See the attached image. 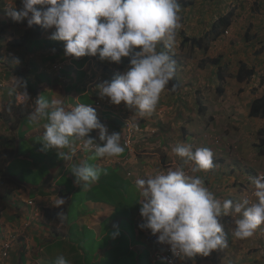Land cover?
<instances>
[{"label": "clouds", "instance_id": "1", "mask_svg": "<svg viewBox=\"0 0 264 264\" xmlns=\"http://www.w3.org/2000/svg\"><path fill=\"white\" fill-rule=\"evenodd\" d=\"M21 3L20 10L7 8V14L13 21L23 22L27 18L28 27L39 24L45 29L54 28L50 39L65 42L66 58L58 66L64 69L75 60L84 63L83 68L90 64L88 72L92 78L87 80L90 85L86 84V92L100 81L96 79V70H105L107 62L120 64L123 57H129L130 66L111 77L104 74L102 82L97 83L96 90H93V94H98L94 102L97 110L111 113L112 118L119 121L108 125L115 131L111 129L109 133L91 104L81 103L66 108L60 99L49 101L43 95L33 97L23 89L14 91L6 103L8 108L16 109L12 131L17 130L22 118L30 113L28 124L37 128L42 124L44 129L38 140L42 145L41 151L55 149L60 158L68 161L76 154L79 142L78 149L93 152V159H110V165H118L124 177L135 183L141 197L138 203L145 222L139 227L145 229L144 243H153L146 240L150 230L159 243L170 245L173 255L182 259L179 264H184L186 258L207 257L214 250L228 247L221 222L223 217L233 218L234 227L230 231L238 240L252 237L257 228L264 225V175L258 174L253 180L256 202H251L246 196L234 202L218 198L200 176L186 173L183 165L151 175L138 170L143 166L135 158L134 145L145 139V128L150 126L145 117L157 110L161 95L178 69L176 65L181 64L179 55L176 64L177 61L169 54L181 28L179 0H21ZM14 63H20L19 59L16 58ZM104 98L118 105L119 111H112L116 107L103 110L100 104L106 100ZM2 111L0 108V113ZM23 132V129L19 130V133ZM92 132L97 133V139L89 135ZM130 134L132 139L127 143ZM26 139L28 137L23 140ZM5 146L6 143L2 148ZM124 148L127 154L121 158ZM64 149L68 151H62ZM14 150L17 153L16 147ZM172 153L185 163L193 162L190 172L193 174L215 167L214 154L206 147L192 151L190 145L178 144ZM133 164L138 167L136 170ZM71 171L76 177L74 183L83 189L98 182L102 173L107 174L105 169L90 165L87 160L73 164ZM5 173L12 176L6 169ZM17 180L26 184L23 179ZM36 200L38 197L25 201L34 214L33 218L42 216L47 208L42 202L36 204ZM65 203L64 198H59L52 205L61 208ZM59 217L66 219L62 210ZM152 252L150 264H155ZM53 264H69V261L59 255Z\"/></svg>", "mask_w": 264, "mask_h": 264}, {"label": "rangeland", "instance_id": "2", "mask_svg": "<svg viewBox=\"0 0 264 264\" xmlns=\"http://www.w3.org/2000/svg\"><path fill=\"white\" fill-rule=\"evenodd\" d=\"M206 1L197 0L192 7H187L183 14L180 13L184 16L181 21V31L188 32L192 27H195V33L192 36L202 35L207 26H203L204 23L201 24L200 21L203 18L204 20L208 19L207 17L214 11L223 12L226 5L231 3L230 6L235 9V16L230 32L211 45H206L203 40L202 45H206V49L186 48L182 44L183 36L181 33L177 34L174 46L177 47L175 49L181 58L178 60L181 61V64H177V60L176 64L178 66L177 78L182 89L174 91L166 88L161 95L157 110L151 116L145 117L147 123L150 124L145 128V139L134 145L135 158L138 160L137 162L142 163L144 168L140 167L139 169L133 164L134 170L137 167L142 174L151 175L160 170L167 171L169 167L175 169L183 165L186 173L200 176L204 180L205 186L218 198L231 199L235 202L246 196L251 202H256L257 198L253 194V180L258 174L264 175V117L251 116L250 107L255 98L264 95V0H211V8H209L210 2ZM8 2L11 4L6 5L3 0H0V30L2 29L0 38H4V36L10 38V34L15 37L22 36L26 31L33 29V26L28 27L27 18L23 22H15L7 14V8L16 7L17 10H20L22 8L21 0H8ZM5 14H7L6 20L3 16ZM213 18L215 17L213 16ZM253 34L256 37L251 39ZM36 36H42V34ZM3 42H0V72L2 75L10 74V66L17 64L14 63L15 58L13 59L12 54L9 53L8 46L2 45ZM47 43L51 44L52 42ZM54 44L56 45L57 42L55 41ZM126 58L123 57L120 64L107 62L105 70L97 69L96 79L100 81H96L89 88L90 94L96 90L94 87L97 83L102 82L104 74L111 77L126 71L130 66V62L125 61ZM242 63H246L248 68H254L256 73L247 81L238 82L236 75ZM220 71L224 74V78L218 77L217 72ZM24 79L30 88L35 87L28 78ZM88 82L86 81V84ZM0 83L2 86H7L5 80H0ZM218 86H223V93L218 94ZM6 89H0V91L7 92L10 88ZM37 91L39 96L43 95L48 100L50 99L46 90L37 89ZM7 102H9L8 99L3 103L0 101V108L3 110L2 112L6 113L4 118L7 120L3 124L0 121V148L6 143V139L12 136V129L16 123V116H14L16 109L8 108ZM100 107L103 110H111L116 107L112 111H119V106L109 103L108 99L103 101ZM107 127L109 133H111V129L115 131L111 126ZM20 129H24V124L19 123L17 131ZM26 137L16 135L15 140L21 141ZM181 139L186 142L180 143ZM23 143H29L31 150L34 148V143H30L28 139L20 142V144ZM175 143L190 145L192 151L203 147L211 149L214 154L215 167L207 172L190 173L194 163L191 161L185 163L172 153ZM19 149L25 148L21 146ZM52 151L53 149L44 152L48 160L54 157ZM39 152L41 151L37 150L36 155ZM75 156L76 154L68 163L69 165L76 158ZM40 158L41 154L37 157V163ZM24 165H29L26 158L17 160V167H25ZM45 173L44 169L37 168L33 170L32 174L27 172L26 175L40 183ZM12 176L14 177L13 174ZM58 189L56 187L52 191L53 195L50 196H43L41 192L37 194L41 197H38L36 204L42 202L45 206L47 202L50 204L59 199ZM79 194L82 198L84 192H79ZM134 195V191L129 193L131 197ZM22 196H19V200ZM76 196L79 197L78 194ZM22 206V202H20L17 205V210L5 211L2 220L0 219V248L7 243L13 247L17 242L13 250L9 249L7 257L0 256V264H23L27 258L31 257L38 260V251L43 250L42 246H38L40 243L45 244L46 240L65 234L64 229L61 230L63 225L61 222L48 221L49 227L53 228L49 231L45 228L47 225L44 224L45 222L36 224L39 216L33 218L34 214L31 212L26 217L22 216L19 219ZM52 207L54 206L52 205ZM77 208L78 206L74 205L72 209ZM6 213H8V218H11L12 214H16L12 223L8 220L3 221V218L7 216ZM238 218L236 217V219ZM138 219L145 222L141 213L138 214ZM32 221L34 222L31 228ZM221 222L224 224L228 247L214 250L207 257L200 255L201 262L198 264H264V225L258 227L252 237L238 240L232 236L230 231L234 227L233 218L226 216L222 218ZM128 230V233H133V243H138L142 250L133 252L131 263L122 258L118 264H149L150 252L142 244L144 238L133 227H128ZM42 232L43 235H41ZM73 233L72 237L79 231L76 230ZM19 237L21 238L18 239ZM59 239L62 240L58 237L57 241L46 245L45 249L49 258L45 259L43 264H53L59 255L65 256L69 261V256H66L69 245L63 244V241L61 244ZM66 239L68 243L71 241L69 235H66ZM104 243L100 244L104 245ZM98 264L108 263L104 261Z\"/></svg>", "mask_w": 264, "mask_h": 264}, {"label": "trees", "instance_id": "3", "mask_svg": "<svg viewBox=\"0 0 264 264\" xmlns=\"http://www.w3.org/2000/svg\"><path fill=\"white\" fill-rule=\"evenodd\" d=\"M196 1L197 0H179L180 6H181L180 13L183 14V12L186 11L187 7H192L196 3ZM210 1L211 0H207L206 2L209 3ZM183 5L186 7H184ZM230 5L231 3L227 4L226 8L223 9V12L221 11L217 13L214 11L212 14H210L207 17L208 19L204 20L203 18L200 21L201 24L204 23L203 26H207L202 36H199V37L192 36V34L195 33L194 31L195 27H192V29L189 30L188 32H183L180 29L178 33L179 35L181 33V35L184 38L182 44H184V46H187L188 48L191 47L192 49H195V48L196 49H201V48L206 49V45H211L215 41L226 36V32L228 31L230 32V28L232 26V23L234 22L233 19L235 16V9H233L232 6ZM211 7H212V2H210L209 8ZM238 8H239V5H238ZM238 8H236V10H238ZM3 16H4V20H6L7 15L5 14ZM180 16H181V21H183L184 16L181 14ZM213 16L215 18H213ZM2 22L5 23V21H2ZM41 29L44 30L45 28H43L39 24H34L33 29H31L30 31H26L22 36L15 37L13 34H11L9 35L10 38L6 36H4V38H0L2 39L0 42L4 41L2 45L6 44L9 50H15V49L21 48L25 50L26 52L25 54L30 55L31 53H34V49H32L31 46L40 47L42 43H45V42L47 43L50 41H53L55 43V41H57V40H53L50 38L49 39L37 38L36 35H39V33H35V32H41ZM54 30H55L54 28L52 29V31L49 30L51 31L49 34H51ZM0 31H2V29ZM254 35L255 34L252 35L253 37H251V39H254L256 37ZM203 40H205L206 45H202ZM59 47L61 48L62 52L65 50L61 43ZM175 48L177 49V47L174 46L170 50L169 54L171 55L172 59L176 62V59L179 54ZM125 61L130 62V58L127 57ZM20 64L22 66H25L23 62ZM83 65L84 63L81 64L80 61L75 60L73 64L66 65V70H63V68L60 66H55V68H59V70H62L61 73L64 76H67L66 78H69L67 82L68 84L67 90L75 89L78 92H81L82 95H80V98H79L80 101L85 104H92L96 101L98 94L97 93L89 94V92H86V81L89 78L91 79L92 76H91V73L88 72L90 64H88V66L84 68H83ZM16 66L14 68H16ZM13 72L17 76V80L15 81V84H14L15 89L16 90L23 89L26 91L25 86L23 84V81L25 80L24 73L26 71L20 68H16L14 69ZM177 73L178 71L175 72L174 77L169 81V84L167 86L168 89L170 88L174 91H178L182 89L180 83L178 82ZM255 73H256V70L254 68H248L246 63H242L236 75L237 81L238 82L247 81L253 75H255ZM217 75L220 78H224V74L221 71L217 72ZM32 84L35 87L31 88L33 94L30 92V95H32L33 97H37L38 88L36 87L34 83ZM68 86L70 88H68ZM6 88H13V87L1 86L0 89H6ZM223 91H224L223 86L217 87L218 94L223 93ZM4 92L5 91H0V95ZM200 106L202 108V105ZM250 115L257 116V117H264V95L258 98H255L253 100L251 107H250ZM102 118L105 121V123H110L111 116L109 114H104ZM0 120H1V123L6 121V119L4 118V114H2V112L0 113ZM113 121L116 124L119 123V121L115 119H113ZM11 139L12 138H7L6 139L7 146L0 149V219H2V216L5 213V211L14 210L11 207L12 197L18 194L22 195L28 189L29 185L39 186V182H37L36 179L34 178H32L33 180L31 178H28V180L25 182L27 184L23 185L21 181L5 173L6 166L11 162V159L16 154L14 150L16 146L14 148L10 146L11 141H12ZM184 142H186V140L184 139L180 140V143H184ZM13 145H15L14 137H13ZM176 145L177 143H175L173 147H176ZM124 149L125 151L120 156L121 158H124L122 156H125L127 154V149L126 148ZM30 150H31L30 147H28L26 148V150L24 149V152L26 151L27 153H29ZM33 150L34 149L32 148L31 151ZM41 167H42L41 169H44L45 171H47L45 165L43 166L42 164ZM108 169L109 170L106 171L107 174L102 173L99 181L91 184V186L86 189H83L82 186H80L79 189H73V185H68L66 191L60 190L58 193V197L64 198L66 200V203L63 206H61V208H57V207H53V209L46 208L44 212L42 213L43 218L46 219L47 221H50L52 223H60L63 220L59 217V213L62 210V215L65 217L67 216L68 221L71 222L74 219L78 218L81 214L87 211V206L85 203L88 201H93V202L101 201V202L112 203L115 206V211L113 215L102 224V231L103 233H106L105 236L101 238H96L95 231L93 229L90 230L88 228H86L85 231L79 232L78 234L74 235V237L71 236L72 234L69 235V238L71 239V241L78 239L76 243H78L79 247L84 248L87 251H91L92 254L94 252H97L99 249H103V248L110 247V246L112 248L114 247L115 250H118L120 248V251H121V248H122L121 245H117V244L113 245V244H109V242L110 241H114L115 243L118 242L117 239L120 240L123 235L125 236V234L123 233V230L126 231V228L128 227H133V229L136 230V226L140 222L139 219H137V215L140 214L141 205L138 203V200H140L141 197L135 187V184H133V182H131L128 178L124 177L123 172L118 165L117 166L110 165ZM45 176L46 174H44L42 178V182H40V187L44 185V183L47 182L48 177L45 178ZM32 181H34V183H32ZM131 191L135 192L134 197L129 196V193ZM79 192H84L82 198L80 197ZM76 194H78L79 197H77ZM74 205L75 206L77 205L78 208L73 210L72 208ZM22 212L23 210L19 212V215ZM134 213H137V215ZM12 215L16 216V214H12ZM135 215H136V219H134ZM22 216H24V213ZM117 232L118 234H120V236L114 239L113 234ZM116 236L117 235H115V237ZM58 237L62 238V240L59 239V241L61 244L63 241V244H64V239H66V236L65 238H63V236L59 235ZM58 237L51 239V240H46V243L44 245L45 246L50 245L51 243L55 242V240L57 241ZM102 242H105L104 245L100 244ZM38 246H43V245L40 243ZM11 248L12 247H10V249ZM128 251L129 250H124L123 253L125 254ZM40 253L41 251H38V257L40 256ZM131 256H132V253L130 254L129 258H124L126 262H130V261L132 262ZM99 257L100 256H98L97 254L96 255L93 254V258L95 259V261L91 262V264H98L96 260L99 259ZM93 258L91 260H93ZM85 259L87 260V264L88 263L90 264V261H91L90 256L89 255L85 256ZM117 261H114L113 263L116 264ZM199 262H201L200 255H197L193 259L186 258V260L184 261V264H198Z\"/></svg>", "mask_w": 264, "mask_h": 264}, {"label": "crops", "instance_id": "4", "mask_svg": "<svg viewBox=\"0 0 264 264\" xmlns=\"http://www.w3.org/2000/svg\"><path fill=\"white\" fill-rule=\"evenodd\" d=\"M6 3V5H8L10 2H8V0L4 1ZM13 30V29H12ZM52 29H41V32L39 34H42V36H38L37 38H46L49 39L51 34H49V31ZM20 31V30H19ZM23 32V31H22ZM3 35V34H1ZM21 35V34H20ZM48 36V37H47ZM17 37V36H16ZM51 44L49 43H42L40 47H34L31 46L32 49H34V53H31L30 55L25 54V51H23L22 49H15V50H9V53L12 54V58L16 59L18 58L20 63H24L25 66H22L20 63L15 64V65H11V71L16 68H20L25 70L26 72L24 73V76L26 78H28L32 83H34L36 85V87L38 88V90H43V91H47L50 96L49 101H51L52 99H60L63 101L64 106L66 108H71L74 107L78 104H81L82 102L80 101V94L77 90L72 89V90H67V82L69 80V78H66L67 76H64L61 71L59 70V68H55V66H58V64L61 61H64V58H66L64 51H61V48L59 47L60 43L63 45V48H65V42L64 41H56L57 44L55 45L53 41ZM30 44V43H29ZM5 47H7V45H4ZM25 54V55H24ZM82 64V62H81ZM17 65V66H16ZM16 66V68H14ZM23 67V68H22ZM4 71H6L5 69H3ZM66 70V67L63 69ZM11 72L10 74L5 73L4 75L1 74L0 72V80H5L6 84H8L9 87H13L8 89V91L4 93H2L0 95V101L3 103V101L7 100L13 93L14 91H16L14 84H15V79L17 78L16 74H14V72ZM9 72V71H6ZM23 84L25 86L26 92L30 94V92L33 94L31 88L28 86V83L26 82V80L23 81ZM74 84V83H73ZM68 88H70L68 86ZM7 90V89H6ZM22 90V89H21ZM38 92V91H37ZM68 94V95H67ZM66 95V96H65ZM70 95V97H69ZM38 96H39V92H38ZM97 99V98H96ZM36 101V98H35ZM85 104V103H83ZM36 106V104H35ZM92 107H94L97 111V115L98 118L100 119V121L102 123H104L106 126H108L109 124L112 125L113 123V119H112V114L110 113L109 115L111 116V120L110 123H105V121L103 120L102 116L104 114H108L102 110H97L96 106L94 103L91 104ZM30 113L27 115V117H23L21 122L22 124H24V129L23 131H25V133H19V131H17L16 129H14L13 134L11 137V145H13V137L14 139H16V135L17 136H27L28 140L31 143H34V150L31 151L29 153L24 152V149H19L21 146H23L26 150V148L29 147V145L27 144H20L21 141H17L15 140V145H13L14 147L16 146L17 149V153L15 154V156L11 159V162L7 165L6 171L10 174V175H14L15 178L17 179H23L25 182L28 180V176L26 175L27 172H30V174H32L34 169L37 168H42V164L43 166L45 165L46 167V177L47 178V182L44 183V185H42L40 187V183L39 186L36 185H29L28 189L22 194L23 196L21 197V200H19V196H21V194H18L14 197H12L11 199V207L14 210H17V205H19L20 202H22V208L21 210H23V212L20 214L19 219L22 218V215L24 213V217H26L29 213H30V207L25 203L26 200L30 199V198H34V197H41L37 194H39L41 192V194H43V196L45 195H53L52 191H54L56 189V187H58V192L60 190L66 191L67 190V186L68 185H73V189H79L80 186L76 185L75 182V176L71 171V167H72V163L75 162V164L78 163V161H82V160H87L88 163L90 165H95V166H99L102 169H105L106 171L109 170V162L110 159H103V158H95L93 159V152H84L78 149L79 147V142H77V153H76V158L71 162V164L69 165L68 163H70V160L65 161L62 158L59 157L58 153L56 152L55 149H53V154L54 157H52L50 160H48L46 158V154L44 153V151H41V143L38 142L39 138L42 135L43 132V127L42 124L40 127H31L28 124V118H29ZM26 128V130H25ZM42 129V130H41ZM94 132V130H93ZM90 133L89 135L94 137L95 139H97L96 137L98 136L97 133L93 134ZM30 134L32 136H30ZM40 150L41 152L37 153L36 155V151ZM62 151H68L67 149H64ZM25 153V155H23ZM41 154V158L39 160V163H37V157L40 156ZM90 158H89V156ZM26 158L29 162V165H24L25 167H17L16 166V162L15 160L18 159H23ZM77 159V160H76ZM42 163V164H41ZM32 179V177H30ZM68 178V181H66V179ZM33 180V179H32ZM132 182V181H131ZM135 182V181H134ZM32 183H34V181H32ZM27 184V183H26ZM135 184V183H133ZM45 203V202H44ZM87 206V211L83 214H81L78 218L74 219L73 221H68V218L66 216V219H63L61 221V223L63 224L61 227V230L64 229V235L60 234L61 236H63V238H65L66 235H71L74 231L78 230L79 232H83L86 230V228L88 229H93L96 233V238H101L103 236L106 235V233H103L102 231V224L109 219L114 211H115V206L112 203H107V202H93V201H88L85 203ZM29 207H27V206ZM47 208H52V203H48L47 202ZM138 213V212H137ZM137 213H134L137 215ZM6 217L3 218V221H10L11 223L13 222V220L16 218L15 215H12L11 218H8V213H6ZM136 215L134 216V219H136ZM137 219H138V215H137ZM2 220V219H1ZM45 222L44 224H47L45 226L46 229L52 230L53 228H51L52 226L49 227V223H47L48 221L46 219L43 218V216H39V219L37 220L36 224H40L41 222ZM33 222L32 221V226L33 227ZM140 221L137 226H136V231L137 233H139L143 238H144V230L145 229H141L139 227V225L141 224ZM144 223V222H143ZM43 224V226H44ZM45 228L43 227V230H45ZM36 232V231H35ZM129 230L128 228H126V231L123 230V233L125 234V236L123 235L122 238L118 240V242H114V241H110L109 244H117V245H121V251L120 248L118 250H115L114 247L112 248L110 247H106L103 249H99L97 252H94V255H98L100 256L99 259L96 260V262L98 263H102L104 261H106L108 264L113 263L114 261H117L116 264L119 263L120 259H124V258H129L130 254L135 251L140 252L142 249L140 247V245L138 243H133V233H128ZM74 234V233H73ZM73 234L71 236H73ZM21 235V234H20ZM41 235H43V232L41 233ZM118 236H120V234H118L116 237H114V239H116ZM21 237H19L18 239H20ZM78 241V239L74 240L73 242L70 241L68 243L67 239H64V243L66 245L72 246L67 248V254L69 256V264H87V260L85 259V256L89 255L90 256V260L93 258V254L91 251H87L84 248L79 247L78 243H76ZM17 243V242H16ZM15 243V245H16ZM73 244H76L77 246H74ZM108 244V245H109ZM150 252L149 255V264H150V257H151V252L156 249L157 245L153 244V243H142ZM13 246L11 250L14 249ZM43 246L41 247L43 250L40 253V256L38 257L39 259L37 260L34 259L33 257L31 258H27L26 262L24 261L23 264H43L45 259L49 258V255H47V251L45 249V245L42 244ZM124 250H129L127 253H123ZM131 251V252H130ZM11 252V251H10ZM95 259L93 258V260L90 261L94 262ZM89 264V263H88ZM114 264V263H113Z\"/></svg>", "mask_w": 264, "mask_h": 264}, {"label": "built area", "instance_id": "5", "mask_svg": "<svg viewBox=\"0 0 264 264\" xmlns=\"http://www.w3.org/2000/svg\"><path fill=\"white\" fill-rule=\"evenodd\" d=\"M131 134L129 135V137L126 139L127 143L131 142ZM30 204L33 203V201H29ZM146 240L155 243L158 248L154 249L152 252V260L153 263L157 264V263H161L164 262L166 264H179L180 261L182 260L180 257L173 255L171 249H170V245L166 244V243H159L157 241V236L152 235L151 231L149 230L147 232L146 235ZM10 244H3L0 248V254L3 257H7L8 256V252L10 249Z\"/></svg>", "mask_w": 264, "mask_h": 264}]
</instances>
